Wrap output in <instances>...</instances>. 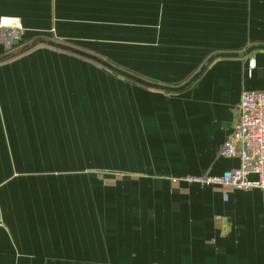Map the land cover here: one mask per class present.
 <instances>
[{"label": "crops", "instance_id": "1", "mask_svg": "<svg viewBox=\"0 0 264 264\" xmlns=\"http://www.w3.org/2000/svg\"><path fill=\"white\" fill-rule=\"evenodd\" d=\"M3 17L25 35L0 45V264H264V190L179 180L239 166L220 149L264 49L220 54L264 45V0H0Z\"/></svg>", "mask_w": 264, "mask_h": 264}, {"label": "built area", "instance_id": "2", "mask_svg": "<svg viewBox=\"0 0 264 264\" xmlns=\"http://www.w3.org/2000/svg\"><path fill=\"white\" fill-rule=\"evenodd\" d=\"M25 28L20 19L3 17L0 20V45L9 51L22 44ZM250 61V68L255 67ZM220 154L237 158L239 166L219 175H186L179 180L199 186H220L222 189L264 190V89L243 90L238 104V118L231 133L223 142ZM0 217V226H3Z\"/></svg>", "mask_w": 264, "mask_h": 264}, {"label": "water", "instance_id": "3", "mask_svg": "<svg viewBox=\"0 0 264 264\" xmlns=\"http://www.w3.org/2000/svg\"><path fill=\"white\" fill-rule=\"evenodd\" d=\"M40 42L47 43L51 46L58 47V48H61L63 50H66L68 52H72V53L84 56L86 58L92 59V60L104 65L105 67L117 72L118 74H121L125 77L131 78V79H133V80H135L141 84H144L148 87H151V88L166 90V91H170V92H178V91H180L186 87V85H184V86L174 88V87H170V86H163V85L150 83V82H147L143 79L137 78V77L129 74L128 72H126L124 70L118 69V68L114 67L113 65L109 64L108 62L101 60L97 56L89 54V53H87L81 49L76 48V47H73V46H70V45H67L64 43H55L54 41H51V40L50 41L40 40ZM257 49H264V45H254V46L249 47L247 50H245L243 52H239V53H224V54H220V55L221 56H245V55H249L252 51L257 50ZM229 223H230V220L229 219L226 220V222L224 223L225 227H228Z\"/></svg>", "mask_w": 264, "mask_h": 264}]
</instances>
